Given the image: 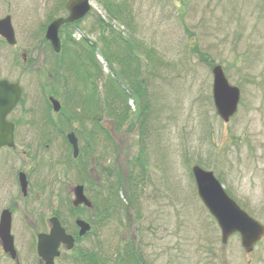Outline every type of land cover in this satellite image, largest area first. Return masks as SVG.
Returning a JSON list of instances; mask_svg holds the SVG:
<instances>
[{
    "label": "rangeland",
    "instance_id": "1",
    "mask_svg": "<svg viewBox=\"0 0 264 264\" xmlns=\"http://www.w3.org/2000/svg\"><path fill=\"white\" fill-rule=\"evenodd\" d=\"M58 2L0 0L17 49L39 44L40 25ZM89 10L65 30L66 57L53 60L50 77L23 67L20 56L6 59L14 48H0V76L24 92L10 120L17 150L29 149L33 163L19 168L17 156L5 163L0 151L2 193L14 188L18 169L27 170L35 193L13 207L20 264H38L33 230L45 228L53 211L77 239L79 212L68 202L77 184L88 186L102 212L74 246V262L88 247L98 264H264V238L249 254L237 234L221 243L191 173L193 166L213 172L264 225V0H90ZM129 56L136 63L124 67ZM216 66L240 91L228 123L213 103ZM49 96L60 102L59 114L47 112Z\"/></svg>",
    "mask_w": 264,
    "mask_h": 264
},
{
    "label": "water",
    "instance_id": "2",
    "mask_svg": "<svg viewBox=\"0 0 264 264\" xmlns=\"http://www.w3.org/2000/svg\"><path fill=\"white\" fill-rule=\"evenodd\" d=\"M65 9L68 12L66 18L55 20L47 29L46 39L50 41L55 52H59L60 44L57 32L60 26L82 19L89 12V0H67ZM0 28L8 29L5 38L12 44L14 41L9 18L0 20ZM1 33V32H0ZM4 35V34H3ZM213 87L212 97L217 115L227 123L237 111L239 101V90L230 86L227 82L222 68L216 66L212 70ZM21 91L18 84H11L6 80H0V147H13V125L6 122V116L12 111L19 101ZM53 111L60 110V104L53 98L49 99ZM69 144L73 149V156L78 154L77 139L74 134L67 135ZM192 174L196 183L197 195L208 209L211 216L216 220L221 230V242L226 244L228 238L238 233L241 238V245L245 252L250 253L254 245L264 234V227L252 219L247 213L230 199L224 192L222 186L213 176V173L204 171L198 166L192 168ZM24 175L20 176L22 189L26 187ZM75 200L73 206L80 204L90 206V203L83 195L82 187L74 189ZM51 229L48 234L39 235L37 238V254L44 264H53V260L58 256L59 245H67L70 250L73 247V238L66 234L56 218L49 220ZM11 218L9 212L5 211L0 219V239L4 252L15 257L13 239L10 236ZM80 228L79 235H84L89 231V225L83 221H76Z\"/></svg>",
    "mask_w": 264,
    "mask_h": 264
},
{
    "label": "flooded vegetation",
    "instance_id": "3",
    "mask_svg": "<svg viewBox=\"0 0 264 264\" xmlns=\"http://www.w3.org/2000/svg\"><path fill=\"white\" fill-rule=\"evenodd\" d=\"M65 2H66V0H59L58 3H53L49 13L45 15L46 19H45L44 23L42 25H40V28H39V30H40V32L42 34V37H40L38 45H36V44L31 45V42H29L26 46H21L20 49H17V46H16V42H17V39H18L17 30H16L15 26L12 25V21H13L12 18H11L12 16L6 15L4 17H1L0 19H4L6 17L10 18L11 28H12L13 36H14V39H10V40L11 41L15 40V42L11 45V44L8 43V41H6L4 39V37H2L0 35V48H4L6 50H8V49L10 50V49L14 48V50L12 52L13 54H11V55L10 54H5L4 55L5 58L10 60L11 57L15 59V58H18V56H20V61L24 65L23 67L27 68L29 71H33V73L36 72V70L40 71L39 72L40 76H42V73H43L45 77L46 76L50 77L51 76L50 69H51V65H52L53 60L55 58H57L58 56H61V59L64 61V58L66 57V51H63L62 46H61L60 52L58 54L54 53V55H52L51 54V53H53L52 52V48H51L50 43L45 38V32L47 30V27L49 25H51L52 22H54L55 20H57L59 18H65L68 15V13L65 10ZM66 29H67V25H62L59 28V30H58V38L60 40V43L62 42L61 39H62V36L64 35ZM0 32H1V34H5V32L8 34L6 28L5 29L4 28H0ZM25 41H27V40H25ZM40 47H42V49H40ZM19 53H20V55H19ZM62 53H63V55H62ZM10 63L11 62H8V64H10ZM15 66L17 67V64ZM0 79H6L10 83H17L19 85L20 89H21V94L24 93L23 89H22V87L20 85L21 83L19 81L14 80L12 77H10L8 75L0 76ZM15 109H16V107L6 117V121L12 122L13 125H14L13 142H14L15 147L14 148L2 147V148H0V151H3L4 154L6 155L7 161L5 163L12 164L11 160L13 159L14 156H17L18 158L23 159L20 162L19 168L26 167V166H24L25 164L28 166V168H31L29 166H30V164L32 165L33 163H32V159H31V157L29 155L30 154L29 149L17 150L18 144H17L16 138H15V126H16V124H15V122L10 121L12 116H13V114L15 113ZM14 163L16 164V161H14ZM1 172H2V169H0V173ZM22 174L25 176L24 179L26 181V188L24 190L21 188V185H20V182H19L20 176ZM15 176H16V178H15ZM14 178L17 181V182L14 183V188L8 187V188L4 189L3 193L0 190V192H1L0 204L3 205L5 203V196H6V204H4V206L0 209V217H1V214L4 211H8L9 212L10 217H11V228H10L11 236L13 238L14 248L16 249L17 246L15 244V238H14V232H13L14 231V224H15V220H14L15 210L13 209V207L18 205L19 203H23L24 204L26 201L29 202L30 198L35 197V193H34V190H33V184H32V182L30 180L29 173L27 172V170H21L20 171L18 169L17 172H16V175L14 174ZM0 180H1V178H0ZM93 180H95L94 177H93ZM0 183L3 184V180ZM1 184H0V187H1ZM83 186H84V194L87 197L86 193H88V186L87 185H83ZM98 186H99V183L97 181H95V183L92 184V188L93 187H97L98 188ZM71 195H72V193H71ZM89 200L92 201V207L91 208H87V207L81 205V206L75 208L73 213L79 212L78 214H75L74 217L80 218V219L86 221L91 227L90 232H92V229H95L93 227V223L95 222V220L99 221V217H101L100 214L102 212V209L99 208V205L95 202V200L93 199L92 195H91ZM68 202L72 203V198L68 199ZM60 216L61 215H59L57 213V211H53L49 218L56 217L59 220V222L62 224V221H60V219H59ZM109 216L110 215H108V217ZM48 219H47V223L45 225V228H43L42 230L38 231V233H36L33 230V234H34L33 245H34V247H36L37 235L41 234V233H48L49 232ZM34 225H35V223L32 225V228H35ZM76 231L78 233V228H76L74 230V232H76ZM85 236L87 237V234ZM73 237L75 238L74 234H73ZM84 237H81V238H84ZM81 238H79V241L75 238V245L79 244ZM97 238L98 237L95 236V239H94L95 248L97 246ZM73 249L71 251H67L66 247L64 245H61L59 247L60 255L54 259V264H58L59 262H63V264H78V263H82V264H98L96 251L92 250L91 254H89L88 250H87V249H89L88 247H83L82 249H80L77 252V255L81 257V261L74 262V260H73V255L74 254L73 253H74L75 249L74 250ZM17 250H18V248L16 249V252H17ZM67 254L70 255V259H68V257L66 256ZM0 260L1 261L5 260L8 264H20V258H19L18 252H17V257H12L11 254L4 253L1 240H0Z\"/></svg>",
    "mask_w": 264,
    "mask_h": 264
},
{
    "label": "trees",
    "instance_id": "4",
    "mask_svg": "<svg viewBox=\"0 0 264 264\" xmlns=\"http://www.w3.org/2000/svg\"><path fill=\"white\" fill-rule=\"evenodd\" d=\"M110 17L111 18H114L113 17V15H110ZM107 43V42H106ZM109 44V43H108ZM111 45V44H110ZM126 48V47H125ZM121 52V51H120ZM119 55L120 54H118V57H119ZM119 59V58H118ZM121 62H124V63H121V65H123L124 67H125V64L128 62L129 64H131V62L134 64V63H136V60L134 59V57H132V56H129V58H126V59H124V60H121ZM122 71H125V70H123L122 69ZM137 72V71H136ZM93 95H92V104H94L93 103V101H95L96 100V98H95V100H94V97H95V90L93 89ZM47 104V103H46ZM94 106V105H93ZM95 107V106H94ZM90 111H91V108H90ZM45 120H46V118H45ZM107 217H108V215H107ZM131 259H133V256H131Z\"/></svg>",
    "mask_w": 264,
    "mask_h": 264
}]
</instances>
